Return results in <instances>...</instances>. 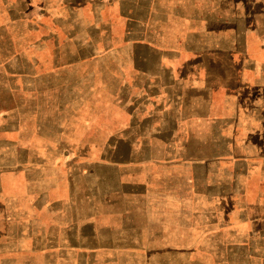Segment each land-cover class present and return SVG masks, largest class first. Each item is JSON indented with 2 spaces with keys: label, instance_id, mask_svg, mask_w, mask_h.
<instances>
[{
  "label": "rangeland",
  "instance_id": "1",
  "mask_svg": "<svg viewBox=\"0 0 264 264\" xmlns=\"http://www.w3.org/2000/svg\"><path fill=\"white\" fill-rule=\"evenodd\" d=\"M231 1L243 12L264 10V0H224L225 9ZM32 20L47 27L50 43L70 47L94 38L71 35V18L60 26L54 16ZM6 29L0 36V264H264V179L256 175L249 189L230 193L228 177L225 193H216L213 174L200 178L198 166L179 161V155L171 160L174 150L183 149L171 146V116L152 114L150 107L159 91L158 105L171 109V43L195 49L229 35L148 33L152 41L136 47L125 41L120 23L108 35L110 51L98 49L102 58L65 66L55 76H44L43 68L37 77L31 68L27 80L17 66L29 59L22 26ZM7 41L16 49L8 51ZM249 42H256L249 44L257 56L262 40ZM243 49L249 51L247 42ZM137 58L143 81L133 70ZM141 105L139 124L120 130L133 116L119 108ZM92 122L99 128L88 129ZM109 134L117 138L106 140ZM198 149L193 141L190 150ZM218 149L209 145L208 156ZM108 156L128 162L115 165ZM87 217L96 224L86 225ZM96 235L112 243L119 235L118 255L106 263L90 259L91 247L77 240Z\"/></svg>",
  "mask_w": 264,
  "mask_h": 264
},
{
  "label": "crops",
  "instance_id": "2",
  "mask_svg": "<svg viewBox=\"0 0 264 264\" xmlns=\"http://www.w3.org/2000/svg\"><path fill=\"white\" fill-rule=\"evenodd\" d=\"M231 3L230 9H225L224 0H0V36H4L8 27L22 26L24 44L28 45L24 50L29 59L23 60V64L17 61L18 74L30 80L31 68L37 77L43 68L44 76H55L60 75L65 66L90 65L102 58L97 57L98 49L102 46L107 52L111 27L120 23L125 41L136 43V47L144 40L152 41L145 36L148 33L229 35L215 44L204 43L195 49L185 47L187 44L175 48L176 41L171 43V109L167 111L158 105L156 99L163 98L159 91L151 95L150 107L154 111L152 114L160 113L165 117L169 113L171 116L168 120L171 146L183 147L181 153L176 150L171 153V160L179 155V161L198 166L200 178L214 175L219 179L215 187L218 194L225 193L229 183L224 179L228 177L232 183L230 193L242 192L245 185V189H249L256 175L264 179V10L243 12L235 2ZM38 16L45 19L54 16L58 26L65 23L62 19L71 18L68 29L71 35L93 34L94 38L90 36L86 38L87 42H76L70 47L69 42L50 43L47 27L32 20ZM55 31L57 36L58 27ZM133 34L139 37L130 36ZM251 40L263 42L257 56L251 52V47L257 46L256 42H249ZM178 41L184 43L183 38ZM246 42L248 52L243 49ZM1 43L3 48L4 43ZM6 45L8 51H13L17 44L7 41ZM72 46L76 47L71 49ZM32 51L36 52L33 57ZM13 59L16 62L15 57ZM133 61V70L139 72L143 81L142 59ZM46 67L52 71L46 73ZM110 108L109 111L113 109ZM119 109L125 116L127 113L133 116L130 125L125 119L120 123V130L138 125L137 115L145 113L144 105ZM96 128H99L98 122H92L88 127L90 130ZM113 138L117 137L109 134L106 140ZM122 139H127L126 135L120 137V141ZM193 141H198V152L190 150ZM209 145L219 148L215 157L208 156ZM111 156L108 161L115 165L128 162ZM244 177L246 180L242 183L240 179ZM86 220L83 222L86 225L96 224L90 217ZM114 237V243L110 237L103 239L97 235L89 241L78 239L77 243L84 242L91 247L90 259L98 258L106 263V258L118 255L116 246L120 236Z\"/></svg>",
  "mask_w": 264,
  "mask_h": 264
}]
</instances>
